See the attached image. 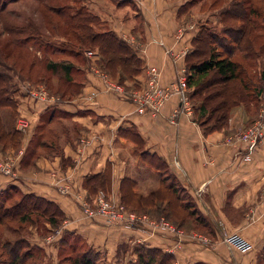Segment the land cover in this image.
I'll list each match as a JSON object with an SVG mask.
<instances>
[{
	"label": "crops",
	"instance_id": "1",
	"mask_svg": "<svg viewBox=\"0 0 264 264\" xmlns=\"http://www.w3.org/2000/svg\"><path fill=\"white\" fill-rule=\"evenodd\" d=\"M187 1L90 0L86 7L99 17L102 31L114 32L143 60L140 78L145 76L146 68L155 67L160 84L168 85L183 74L186 55L193 51L197 27L192 20H183L186 11L179 12ZM180 27L185 29L178 38ZM86 59L85 64L75 65L74 60L66 58L81 70L68 93H57L54 75L50 88L34 80L33 84L52 92L55 102L32 101L23 87L26 81L32 82L19 79L13 92L17 115L9 120V126L20 130L22 137L18 148L0 149V157L15 163L13 178L0 175V190L15 186L22 193L54 202L65 215L60 232L71 231L88 244L98 245L109 260L118 253L119 246L134 248L143 244L171 254V264H258L264 249V138L250 159L232 162L236 150L243 146L238 137L255 116L254 105L240 103L232 109L223 128L209 133L201 130L192 107L171 124L168 117L178 106V95H171L156 117L138 114L131 102L105 91L93 66L97 56ZM257 60L261 66V58ZM132 133L141 141L140 150L164 161L176 187L184 192L182 202L189 203L190 210L196 212L183 223L167 219L169 229L163 232L180 234L185 239L182 242L137 227L90 219L74 201L76 190L87 192L86 177L102 173L107 165L111 172L107 191L116 201L120 202L123 178L133 180L134 191L142 195L158 187L161 173L136 154L138 141L128 135ZM28 148L32 152L36 148L35 155L29 156L23 167L22 158ZM162 208L167 215L165 202ZM5 231L20 236L6 228L4 235ZM234 233L250 242L252 249L244 253L226 244L224 237ZM47 237L37 236L40 241L35 242L45 249L46 258L56 254L55 241L61 236L50 243ZM202 238L207 245L199 241Z\"/></svg>",
	"mask_w": 264,
	"mask_h": 264
},
{
	"label": "trees",
	"instance_id": "2",
	"mask_svg": "<svg viewBox=\"0 0 264 264\" xmlns=\"http://www.w3.org/2000/svg\"><path fill=\"white\" fill-rule=\"evenodd\" d=\"M18 1L0 0V36H5L4 45L8 49L4 52L3 57L5 58L3 59L11 61L10 63L8 62L9 64L0 62L1 150L18 148L22 137L20 130L9 126V120H13L17 115V101L11 95L9 86V83L13 80L12 75L15 76L17 74L19 77H23L22 72L26 69L27 78L23 77L20 80L27 79L34 82L31 76L35 60L30 59V53L32 52H29V49L33 50V45L35 44L43 48L49 47V43L43 40H48L51 37L49 33H53V30L62 31V37L64 36L65 40L67 37H73V41L69 40L75 49V51L72 50L70 52L72 57H75V59L82 57L86 61L84 51L97 53L98 67L120 83L127 81L132 84L144 68L143 60L135 54L126 42L118 38L114 32L110 30L102 31L95 28L101 22L99 17L89 9L77 8L74 12L66 13V10L70 8L67 5L55 6L50 4L51 0H34L38 3V11L42 16V24L45 25V29L48 31L45 32L32 19L18 22L6 18L10 15V12L6 10L7 6ZM111 1L118 3V0ZM184 5H187V2ZM181 11H183L182 7L179 9L180 13ZM220 14V22L226 27L223 30V39L228 38L229 44L224 46V48L223 46L220 47L219 44L217 45L219 42L217 35L212 32L208 34L199 31L192 39L193 51L187 54L185 58V76L190 104L194 117H196L204 133L223 128L227 124L232 109L240 103L248 106L253 100L261 101V98L258 97L261 94L262 87L256 89L253 84H250L243 76L241 65L232 60L231 57L237 51H241L244 58H260L264 47L259 46L252 55H249L251 54L250 50L248 52L247 49L242 50L239 48L242 44H248L249 42V37L246 35L247 20L244 21V18L240 19V11L231 12L230 8L222 10ZM55 17L58 20L54 21ZM226 19H228L227 21H237V23L238 21H242L243 24L233 26V23L230 21L232 25H227L225 24ZM225 39L224 41H226ZM237 46L238 48L233 50ZM217 47H220V49ZM14 51H19L22 60L9 58L10 56H14ZM25 54L28 55V58ZM60 61L64 62L60 63ZM60 61L53 60L49 56V58H45L44 67L49 76L51 74L54 75L53 71L56 67H60L64 71L63 75L59 76L56 82L57 93L59 94L61 92L68 93L72 90L70 88L73 85L71 82L73 79H79L81 75V70L67 61L66 58ZM56 63H60V66ZM15 66L21 72L16 70ZM73 73H75V76H73ZM37 79L38 81H46L48 88H50V80H47L49 79L48 77L38 76ZM6 111L9 116L8 121L2 115ZM256 116L254 117L256 118ZM255 118L252 119L249 125ZM132 134L133 138H135L134 140L138 141V145L136 144L138 146L136 154L145 163L155 166L161 173V177L158 187L147 195L135 192V182L128 178H123L120 184V202L127 210L136 212L146 211L155 205H159L162 208V204L165 202L168 209L166 218L172 221L174 219L181 223L185 222L191 215H195V210H190L191 206L186 201L182 202L185 198L184 192L176 187L175 178L167 172L164 161L154 154L150 155L140 150L141 141L136 133ZM35 144H39V142L35 140ZM29 156H33L31 148L27 149L24 158H22V166H25ZM109 169L110 167L107 165L102 173L86 177L84 188L87 194H93L98 189L107 190L109 188L111 177ZM10 189L19 191L15 186L0 190V227H3L0 234V264H24L29 256V250H25V247H27L26 243L22 239L15 241L6 240L4 238V229L20 233L22 230L20 224L22 225L33 214L45 217L48 225L57 227L64 220L65 215L54 202L33 193H22L19 191V199L9 204L8 200L13 197L8 192ZM177 193L178 195L175 196ZM13 223L19 224L17 228L12 226ZM137 250L139 249L137 248ZM137 250L134 249L137 259L133 264H171L174 260L171 254L155 247L142 249L145 250V255L142 252H137ZM159 252L162 253V257L158 259ZM75 261L78 264H96V260L93 257L87 256V254L81 255Z\"/></svg>",
	"mask_w": 264,
	"mask_h": 264
},
{
	"label": "rangeland",
	"instance_id": "3",
	"mask_svg": "<svg viewBox=\"0 0 264 264\" xmlns=\"http://www.w3.org/2000/svg\"><path fill=\"white\" fill-rule=\"evenodd\" d=\"M50 4L55 5V6H62V5L66 6L67 5L70 8L66 10V13L67 12L71 13V12H74V10H76L77 8L87 9L86 5L89 6L90 0H51ZM227 8H230L231 12L240 11L241 12L240 19L244 18V21L247 20L246 35L247 37H249V42L248 44L246 43L242 44L241 47L239 48H241L242 50L247 49L248 52L250 50L251 54L249 55H252V53L256 49H258L259 46L264 47V0H188L187 5H184V8H182L183 11H186V17H183V20L184 21L192 20V22L195 24V27H197L196 34L199 31L200 32L202 31L203 33L205 32L209 34L212 32L213 34L217 35L219 38V42L217 43V45L219 44L220 47L223 46L224 48V46H227V44H229L228 42L229 39L224 38L226 41H224L223 39L222 34H223V30L226 27H224V25L220 22V16H221L220 12ZM6 10L10 12V15H8L6 18L10 20H16L18 22H25L29 19H32L37 24L40 25V28L43 31L48 32L45 29L46 28L45 25L42 24V16L38 11V3H36V1L19 0L18 2L9 4ZM55 20H58L57 17H55L54 21ZM227 20L228 19H226V22H225V24L227 25H232V23H233V26H238L240 24H243L242 21H238L237 23V21L235 22L233 20H229V21ZM230 21L232 23H230ZM95 28L98 30H102L103 27L101 25H97ZM62 33L63 32L60 30H53V33H49L51 37L48 40L46 39L43 40L44 42L49 43V47L47 48H43L40 45L35 44L33 45V50L29 49V52H32L30 53V59L35 60V66L33 68V74L31 76L33 80L37 79L38 76H45L49 78L47 80H51V76H49V74H47V72L44 69L45 58H49V56H51L53 60H56L58 62L62 60L63 58L69 57L70 60H74L75 65H81L84 62H86L83 60L82 57L71 59L72 56L70 55V52H72V50L75 51L74 46L72 45V42H71L73 41V37H67V39L65 40L63 38L64 36L62 37ZM3 36L4 35L0 36V62L9 64L11 61L9 62L7 61L8 59L6 60L3 59L5 58L3 57L4 52L8 50L7 47L4 45L5 36L4 37ZM229 46L231 47V45ZM220 47H217V48L220 49ZM235 48H238V46L234 47L233 50ZM77 49L79 48L77 47ZM13 55H14L13 57L10 56L9 58L16 60V58L21 59L22 57L21 54H19V51H14ZM25 55L28 58V55L27 54ZM84 56H86L85 59L89 56H97V59H98L97 53L92 52V51H90V55H87L86 53H84ZM260 58H261V66L257 60L258 58L256 59L254 57L251 59L247 57L244 58L241 51H237L236 54L232 55L231 57L232 60H235L241 65L243 76L246 78L247 81H249L250 84H253L256 89L262 87L261 94L258 98L264 97V48H263V54L261 55ZM97 59L95 63H93V66L101 70L97 65ZM61 62H64V61H60V63ZM60 63H56V64L60 66L59 65ZM15 68L16 70L21 72L19 68H17L16 66ZM101 71L106 73L103 70ZM26 72H27L26 69L25 71L22 72V74L24 75L23 77L25 78H27ZM36 72H38L37 73L38 76L36 75ZM53 72H54L53 78L55 77L56 82L58 80L57 77L62 76L64 73V71L60 67H56ZM12 77H13V80H11V82L9 83V86L11 89L10 93L13 96V92H16V89H17L16 84L20 83L19 79H22L23 77H19L17 74H15V76L12 75ZM136 78L139 79L140 77L137 76ZM113 79L117 81L115 78ZM31 82H32L31 84H33L32 80ZM44 83H46V81ZM123 83L128 88H135L134 81L132 84H130L131 82H127V81H124ZM123 83H120V84H123ZM52 85L53 84H51V86ZM42 87L49 94L53 95L52 92L49 91L46 86L45 87L42 86ZM251 103L254 105L255 116L257 114L256 118L254 117L256 120L258 119L259 113L262 109V100L261 101L253 100ZM9 112L12 113L10 110ZM2 115L5 120L7 121L9 120V116L6 112H3ZM253 122L249 126H251ZM249 126L243 132H245L249 128ZM243 132H241V134L239 135L238 137L239 140ZM128 135L131 136L132 139H135L133 138L132 134H128ZM263 138L264 136L261 138L260 142L262 141ZM260 142L258 143L257 147L259 146ZM237 151L238 150H236L234 154L232 162L246 161V160L238 159V156L236 155ZM251 154H250V157H251ZM34 155H35V149L33 152V156L31 157H34ZM27 164L28 162L25 163V166L23 167H26ZM8 192L10 195H13V197L8 200L9 204L14 202L16 199H19L20 197L19 191L15 189H10L8 190ZM133 212H136V211H133ZM136 213L146 215L152 221L158 224L164 221L167 223L169 222L166 218L167 215L165 214V211L159 205L151 209H148L146 211H137ZM18 225L19 224L17 223L12 224V226H15L16 228ZM20 226L22 227L21 228L22 230L19 233L20 236L18 234L16 236L9 235L7 231H5L4 236H6L8 240H10L9 238L13 239L14 241L17 239L24 240V242L27 245V247H25L26 248L25 250H29L28 251L29 256L25 260L24 264H34L35 262L43 263V264H78L75 261V259L85 254H87V256H89L90 258L93 257L96 260V264H133L136 262V259H137V255L134 253V249L137 250L138 248L139 250H137V252L139 251V252H142L144 255L146 254L145 250H142V249H146L147 247L146 246L143 247L144 246L143 244L134 245V248H129L128 245L126 246L124 244L125 247L124 246L118 247V253H116L115 257H112L110 261L105 256V252L98 245H95V246L90 245L79 235H76L71 231L63 230L62 232H60V236H61L60 239L56 242L57 247H58L56 249L57 250L56 254L51 257L46 258L45 249L41 247L37 248V246L35 245V242L40 241L39 239H37V236L45 238L51 235L52 233H56L57 230L61 231L60 226H57V227H51L50 225L48 226V224L46 223L45 217H41L36 214H33L27 221L23 222L22 225L20 224ZM2 229L3 227H0V234L2 233ZM159 253L160 254H158V259L162 257V253L161 252ZM258 264H264V249L263 251H261V256H260V260Z\"/></svg>",
	"mask_w": 264,
	"mask_h": 264
},
{
	"label": "built area",
	"instance_id": "4",
	"mask_svg": "<svg viewBox=\"0 0 264 264\" xmlns=\"http://www.w3.org/2000/svg\"><path fill=\"white\" fill-rule=\"evenodd\" d=\"M184 29V27L178 29L176 35L178 38L182 37ZM84 53L90 55V51H85ZM95 72L100 78L105 91L131 102L135 106V110L138 114L148 113L153 117L160 115L165 101L173 94L178 95L179 103L168 117V121L171 124H176L181 114L189 113L191 110L185 70L183 74L178 75L171 84L161 85L158 70L155 67H148L145 70V76L134 80L135 88H128L124 84L118 83L108 74L97 68H95ZM23 87L25 88L26 95L34 102H55L57 100V98L49 94L40 85H33L29 82H25ZM261 100L262 109L258 119H256L240 137L243 146L239 148L236 153L238 159L248 160L250 154L257 148L258 143L264 136V97H262ZM20 126L23 127V124L20 123ZM0 175L9 178L14 177L15 163L13 160L0 157ZM63 190L64 188L62 191ZM82 191L76 190L73 193V198L79 210L90 219H100L107 225L137 227L152 235L171 237L175 242H182L185 240L180 234H165L163 232L164 229H169L167 222L164 221L158 224L146 215L127 210L124 205L114 200L109 193L103 189H98L93 194H87ZM58 235H60V230H57L56 233H52L46 238V241L50 243L54 241ZM193 239L196 241L195 238ZM57 241H55L56 245ZM199 241L207 245L205 239L202 238L199 239ZM224 242L244 253L252 249L251 243L236 233L225 236Z\"/></svg>",
	"mask_w": 264,
	"mask_h": 264
}]
</instances>
